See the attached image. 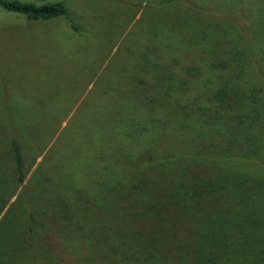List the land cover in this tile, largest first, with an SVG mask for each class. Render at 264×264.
<instances>
[{"label":"rangeland","instance_id":"rangeland-1","mask_svg":"<svg viewBox=\"0 0 264 264\" xmlns=\"http://www.w3.org/2000/svg\"><path fill=\"white\" fill-rule=\"evenodd\" d=\"M20 1L37 5L62 1L67 17L33 21L0 8V125L11 126L32 149L24 182L6 189L0 228L9 208L17 215L21 212L22 194L29 192L32 181H40L42 173L50 174L55 166L60 171L54 178L66 188L87 183L88 188L82 186L84 192L97 194L100 188L89 174L103 172L112 179L130 176L126 164L110 167L116 154L139 158L144 162L139 165L141 173H147L156 162H149L150 157L182 153L183 144L173 148L178 120L173 112L185 104L208 112L211 96L227 76V69L211 66V60L215 61L211 53L217 54V61L227 60L237 72L240 64L246 65L238 78L245 76L250 87L255 83L251 89H263L264 97V0L217 1L235 20L247 11L251 15L247 28L215 9L213 17L199 15L192 5L207 6L208 0H186L190 8L165 0ZM228 6L243 12L227 10ZM188 34L190 43L183 40ZM241 51L247 52L244 61ZM38 97L46 99L47 106H42L46 112L33 106ZM192 121L188 119L189 129L181 136L192 135ZM201 130L200 135L207 138L214 132L206 126ZM163 138L172 141L165 151H161L167 148L160 143ZM101 154L105 156L101 162L108 164L103 170L95 167ZM246 161L262 166L259 173L264 176V159ZM55 192L68 196L64 188ZM89 201L79 205L94 211L72 214L76 215L73 225L58 220L46 235L39 234L36 253L31 244L20 259L9 249L0 250V264H89L84 254L88 257L98 247L96 253L103 254L104 264H134L135 260L121 261L126 249L116 246L128 216L123 213L122 217L123 210L110 201L113 209H102L99 221L88 219L89 214L98 213ZM140 204L137 201L135 209ZM263 215L259 212L260 218ZM262 257L256 264H264ZM91 264L99 263L94 259Z\"/></svg>","mask_w":264,"mask_h":264},{"label":"trees","instance_id":"trees-1","mask_svg":"<svg viewBox=\"0 0 264 264\" xmlns=\"http://www.w3.org/2000/svg\"><path fill=\"white\" fill-rule=\"evenodd\" d=\"M217 1L208 0L210 6H192L201 16L209 13V17H213L212 9H215L245 28L250 26L251 15L247 11L228 6L227 10L243 12L235 20L232 13L217 6ZM165 3L191 7L186 0H165ZM0 8L33 21L67 17L62 1L37 5L20 0H0ZM183 40L192 42L189 34ZM210 52L222 54L219 50ZM240 54L242 61L246 60L247 52L241 51ZM211 55L215 59L211 60V66L227 69V76L211 96L213 102L208 112H205L207 108L202 111L190 108V105L187 108L186 104L173 112L178 119L175 127L177 143L173 148L178 143L183 144L182 153L167 157L160 152L156 157H150L149 162H156L147 173H141L139 165L142 160L139 158L129 157L126 153L122 156L116 154L113 165L109 162L110 167L126 164L131 169L130 176L112 179L103 172H95L93 177L89 174V179L93 181L94 178L93 183L100 188L97 194L84 192L82 186L88 188L87 183L66 188L64 182L54 178L59 175L57 166L48 175L42 173L40 181H32L30 194H22L24 207L22 210L18 208L21 212L17 215L13 208H9L3 217L1 252L9 249L20 259L24 248L28 249L31 244L36 253L38 237L46 235L52 224L57 226L58 220L73 225L76 215L72 214L92 209L88 206L87 210L85 204L80 207L79 203L90 200L98 213L89 214L88 219L99 221L104 211H110V201H114L113 207L116 203V207L123 210L122 217L123 213L128 216L127 226L120 229L121 242L116 244L117 248L123 246L126 249L121 261L135 260L134 264H256L262 255L264 260V215L259 216V212H264V176L259 173L262 166L246 161L264 159L263 89H251L255 88V83L250 87L243 79L245 76L238 78L246 65L241 67L240 64L237 72L227 60L219 58L217 61V54ZM33 102V106L46 112L42 107L47 106L46 99L38 97ZM190 118L193 120L192 135L187 138L181 134L189 129L187 121ZM155 121L159 122V119ZM205 126L213 130L216 127L209 138L200 135ZM20 137L11 126L7 129L0 125V213L5 204L6 189L10 184L16 186L24 182L31 162L28 155L32 149ZM163 141L160 143L167 148H161V151L167 150L168 144L172 143L168 138ZM100 157V163L95 167L106 169L107 162H101L105 159L104 154ZM55 188L67 189L68 196L58 195L60 191L55 192ZM90 195L93 199L89 198ZM137 201L141 204L135 209ZM257 206L261 209L258 210ZM94 230L91 227V231ZM97 250L99 247L88 257L84 254V261L89 260L91 264L95 259L96 263L104 264L106 261L101 262L103 254L96 253Z\"/></svg>","mask_w":264,"mask_h":264}]
</instances>
